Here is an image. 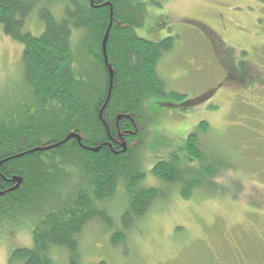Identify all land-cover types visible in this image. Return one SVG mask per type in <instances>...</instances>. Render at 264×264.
Segmentation results:
<instances>
[{
  "label": "trees",
  "instance_id": "1",
  "mask_svg": "<svg viewBox=\"0 0 264 264\" xmlns=\"http://www.w3.org/2000/svg\"><path fill=\"white\" fill-rule=\"evenodd\" d=\"M41 2L61 3L63 16L57 19L41 7L43 31L33 35L24 30L25 19ZM144 10V4L132 0H0V25L22 44L24 111L17 122L0 116V232L24 221L33 224L31 247L12 253L22 264H54L50 253L55 248L76 259L78 237L87 224L99 221L112 228L106 202L115 197L118 186L125 188L127 204L120 228L109 239L112 245L124 242V233L159 196L157 188L141 185L145 172L136 164L147 119L144 100L158 96L189 105L211 93L187 99L166 87L156 65L173 47L174 37H139L135 29L143 24ZM109 22L105 64L101 43ZM72 27L90 35L85 57L75 69ZM207 129V123H199L198 131L169 159H158L150 168L162 183L179 186L183 198L226 169L206 155L199 134ZM70 133L80 142L70 138L49 150L24 154L59 143ZM121 141L126 143L124 152ZM13 177L20 178L17 187Z\"/></svg>",
  "mask_w": 264,
  "mask_h": 264
},
{
  "label": "rangeland",
  "instance_id": "2",
  "mask_svg": "<svg viewBox=\"0 0 264 264\" xmlns=\"http://www.w3.org/2000/svg\"><path fill=\"white\" fill-rule=\"evenodd\" d=\"M132 2L145 6L143 24L135 29L139 37L152 41L174 37L173 47L156 65L166 87L187 99L211 93L189 105L158 96L144 100L147 119L136 164L145 172L141 185L158 189L157 200L124 233V242L112 245L110 235L120 228L119 217L127 204L125 188L118 186L115 197L106 202L115 223L112 228L90 222L78 237L77 258L55 248L50 253L53 263L264 264V2ZM41 7L57 19L63 16L61 3H39L24 24V30L33 35L43 31ZM72 29L75 69L85 57L90 35L82 28ZM21 52L22 44L6 35L0 25V116L13 122L24 116L20 108ZM224 56L234 58V64L246 60L240 62L241 74H249L243 83L234 85L235 80L224 78L228 62ZM201 122L208 125L199 134L208 159H217L226 169L183 198L179 186L162 183L150 168L158 159H169L189 134L198 131ZM32 225L24 221L0 232V264H22L12 253L31 247Z\"/></svg>",
  "mask_w": 264,
  "mask_h": 264
},
{
  "label": "water",
  "instance_id": "3",
  "mask_svg": "<svg viewBox=\"0 0 264 264\" xmlns=\"http://www.w3.org/2000/svg\"><path fill=\"white\" fill-rule=\"evenodd\" d=\"M110 23L109 22V25L105 31V34H104V37L102 39V43H101V48H102V52H103V56H104V62L105 64H107V57H106V50H105V44H106V40H107V37H108V32H109V27H110ZM107 70L109 72V75H110V84H111V79H112V70H111V67L110 66H107ZM119 118V117H118ZM70 138H75L77 139L79 142H80V138L77 134H73V133H70L63 141L59 142V143H55V144H51V145H48V146H45L44 144H42L41 146L39 147H36L34 149H31L27 152H25L24 154L26 153H32V152H36V151H45V150H49L51 148H54V147H57L59 146L60 144H62L64 141L70 139ZM121 146H122V149H121V152H124L126 150V143L124 141H121ZM91 150V149H90ZM93 150V149H92ZM94 150H97L94 149ZM21 156V155H20ZM11 181H15L16 182V185L15 187H17V185L19 184L20 182V178L19 177H13L11 179Z\"/></svg>",
  "mask_w": 264,
  "mask_h": 264
},
{
  "label": "flooded vegetation",
  "instance_id": "4",
  "mask_svg": "<svg viewBox=\"0 0 264 264\" xmlns=\"http://www.w3.org/2000/svg\"><path fill=\"white\" fill-rule=\"evenodd\" d=\"M210 41H211V39H210ZM212 47H214L213 45H212ZM220 49H221V51H223V52H225L226 53V49L224 48V47H220ZM224 59H226L228 62L226 63V65H225V68L223 69V71H224V78L225 79H229V78H231V79H233V80H235L234 82H233V84L235 85V84H240V83H243L244 81H245V77H249V74L247 73V75L244 77L242 74H241V72H240V62L242 61V60H238L239 62L237 63V64H234V62H235V59L234 58H232V59H229V58H227V57H225L224 56ZM242 62H246V60L245 61H242ZM248 64V63H247ZM251 66V65H250ZM240 78V80H237V79H239ZM194 133V132H193Z\"/></svg>",
  "mask_w": 264,
  "mask_h": 264
},
{
  "label": "bare ground",
  "instance_id": "5",
  "mask_svg": "<svg viewBox=\"0 0 264 264\" xmlns=\"http://www.w3.org/2000/svg\"><path fill=\"white\" fill-rule=\"evenodd\" d=\"M80 138V137H79Z\"/></svg>",
  "mask_w": 264,
  "mask_h": 264
}]
</instances>
